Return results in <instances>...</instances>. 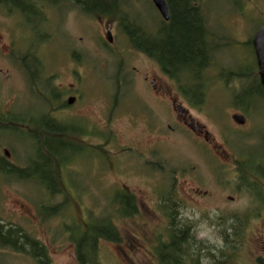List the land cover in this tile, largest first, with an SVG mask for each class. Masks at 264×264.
<instances>
[{
    "label": "rangeland",
    "instance_id": "obj_1",
    "mask_svg": "<svg viewBox=\"0 0 264 264\" xmlns=\"http://www.w3.org/2000/svg\"><path fill=\"white\" fill-rule=\"evenodd\" d=\"M30 1L41 12L38 17H23L0 5V122L37 126L44 115L66 121L63 125L73 128L67 129L69 140L79 144L83 155L69 145L62 164L52 161L60 170V176L54 174L55 195L36 179H0V223L19 227L38 240L46 247L50 264H81L72 232L90 234L94 223L108 220L116 226L120 242L101 241L91 264H159L157 249L169 240V222L160 204L174 198L181 221L193 226L198 241L222 249L224 234L229 240L239 236L241 245L230 264H263L264 206L230 183L234 166L224 154H242L264 165V98L256 91L243 95L247 81L230 78L242 70L240 59L246 55L245 65L256 69L245 41H251L264 23V0L200 3L210 29L222 31L216 38L221 43L215 49L218 60L211 67L217 72L207 70L203 78L181 84L205 85L201 105H183L210 133L207 143L190 130L178 129L171 108L155 99L149 81L163 74L155 62L133 50L118 20L90 17L70 4L55 7ZM129 5L133 11L126 15L138 24L160 21L152 0ZM76 96L80 98L74 106L55 111ZM243 101L255 112L247 129L239 128L227 114ZM250 128V139L239 131ZM33 147L24 134L0 131V157L13 165L27 167ZM62 186L66 191L57 193ZM121 193L133 196L135 216L118 214L114 202ZM55 205L62 206L58 215L41 212L44 206ZM246 215L249 221L243 222ZM233 216L237 222L227 223ZM0 264L38 263L0 249Z\"/></svg>",
    "mask_w": 264,
    "mask_h": 264
},
{
    "label": "trees",
    "instance_id": "obj_2",
    "mask_svg": "<svg viewBox=\"0 0 264 264\" xmlns=\"http://www.w3.org/2000/svg\"><path fill=\"white\" fill-rule=\"evenodd\" d=\"M42 1L55 7L62 4H70L82 14L90 17L118 20L133 50L147 54L158 64L166 76L180 79L181 82L186 81L190 84L201 78L203 69L209 62L207 55L209 48L205 47L204 44L202 45L201 38V26L207 24L200 5L202 0H166L172 13V19L167 25L169 28L161 29L162 34L157 41H153L149 32L138 30L137 26L139 24L136 18L132 19L131 14L129 16L126 15L127 10L133 11V9L129 8V3L135 0ZM0 5L10 11L20 13L23 17L30 15L38 17L41 13L30 0H0ZM30 58L33 60L31 61L32 63H36L35 67H41L37 60L34 59V56H30ZM27 65L26 62H23V67L26 70L28 68ZM208 66L206 67L208 68ZM27 73L29 74V72ZM255 74L256 69L254 79H252L257 86L259 78ZM47 86L48 83L45 84L44 89H47ZM194 86L192 85V87ZM258 86L260 87V85ZM54 94L53 98L55 97ZM190 99L192 102L194 101L193 105L198 106L202 104L204 97L203 95H191ZM38 120L37 126H27L20 121H13L12 124L8 123L9 125H5V122H0V131L24 134L33 141L34 145L33 157L28 158L29 163L25 168L13 165L7 159L0 157V179L5 177H16L23 180L36 179L35 182L37 184L46 185L52 191V195H55L53 190L54 174L57 173L60 176V170H57L52 161L55 160L57 163L58 160L62 164L66 159L65 152L71 148L74 149L73 152L77 150V152L75 151L76 154L80 153L83 155V152H79V144L75 145V142L71 143V140H69L67 129L73 131L72 127L69 126L70 128H68L65 125L55 126L45 123L44 121H48V118L44 117ZM73 135L75 137L78 136L74 132ZM69 145H71V148L68 147ZM59 191L64 192L66 190L62 186L57 189V193ZM65 195L67 196L66 192ZM115 198L114 205L118 206V214L120 216L132 217L137 214L136 202L133 196L121 193ZM160 205V211L169 222V240L167 243L161 244L159 241L160 247L157 249L159 264H204V261L211 262V264L231 263L241 245L239 236L235 240H229V236L224 234L222 238L224 248L222 249L203 244L194 235L193 226L181 221L180 205L174 198L164 199V201L162 199V204ZM61 207H56V205L53 207L44 206L41 212L46 216H56L59 214ZM71 236L76 244L77 259L81 264L95 262L94 258L97 255L101 241L120 242L119 233L114 223L103 219L93 224L90 234L75 230ZM0 249L28 256L38 264H50L46 247L29 234H26L21 228L12 226V224L0 223ZM262 263L264 264V262Z\"/></svg>",
    "mask_w": 264,
    "mask_h": 264
},
{
    "label": "flooded vegetation",
    "instance_id": "obj_3",
    "mask_svg": "<svg viewBox=\"0 0 264 264\" xmlns=\"http://www.w3.org/2000/svg\"><path fill=\"white\" fill-rule=\"evenodd\" d=\"M152 4H153V2H152ZM196 5H198V4H196ZM154 8H155V6H154ZM168 9H169V14H170V20L169 21H165L162 18V16L159 14L157 9L155 8V11L158 12V14L160 16L161 22L159 21V19H157L158 21L156 20V22L153 23V25H151V26H148V25L145 26V25L139 24L137 26L138 30L141 32L142 31L149 32L150 35L152 36L153 41H155V40L157 41L159 36L162 34L161 29L162 28H165V29L169 28V26H167V25H169V23L172 19V13L170 11L169 6H168ZM204 17H205V23H207L206 16L204 15ZM158 22H160V24H158ZM210 28L211 27H210L209 23L201 26L202 45L204 44L205 47L209 48V52L207 53L208 61H209L207 65H209V66H208V68L206 67L207 65L204 67L203 74L201 75V78H203V75L205 73H207L206 72L207 70H211V73H213L212 70H214V68L212 69L211 67H213V65L215 63H217V60H218V56H216L215 49L218 45H219V47L221 45V43H219L216 40V38L218 36H221L220 34H222L221 29L216 28V30H212ZM110 36H111L112 41H113L114 36H113L112 32L109 31L108 32L109 42H110ZM254 37L251 39V41H249V40L245 41V45L251 46L252 57H253V60H255V66H256V74L255 75H257L259 78L258 85H260L261 88L258 85L256 86V84H254L253 82H250V79L254 78L255 72H253L252 70L255 71V68H251L250 66L245 65L247 60H248L246 54H245L246 58L243 57L242 59H240V61L243 64V66L241 68L242 70L230 78L233 80H238V81H247V83L249 85L244 89L243 95H250L256 91V93H259L261 95V97L264 98V88L261 85L258 66H257V59H256L254 46H253ZM153 41H152V43H153ZM230 44H231V42H227L226 46L230 47ZM136 52L140 56H143L144 58H147V59L155 62L147 54H145L143 52H139V51H136ZM156 65L158 66L157 63H156ZM158 68H159V71L163 74V76L162 77L156 76V78L154 80L149 81V83L151 85L150 91L155 96V99L160 100L162 102H165L171 108V110L174 113V121L179 126V127H177L178 129H180L181 131L190 130V132L194 134L193 136L196 135L199 139H204V141L207 143L210 140V138H209L210 133L208 131H206L205 126L196 123L191 118L189 111L186 110L185 106L183 105V103H185V104L187 103V104H191L193 106V108L198 107V106L193 105V103L190 99V96L191 95H198V96L203 95V97L205 99L206 94H207L206 90L204 89L205 85L202 86L201 83H197V84H195L194 87L185 88L181 84L182 82L180 79L171 78L169 76H166L163 73V71L160 69L159 66H158ZM214 71L216 74L217 70H214ZM145 80H148V78H145ZM242 88L243 87H241L240 89H242ZM51 94L53 96V93H51ZM58 97H60V96H58ZM79 98H80V96L70 97L67 100V102L59 105L58 110H55V111L66 110L70 106H74L79 101ZM70 100H74V103L72 105L69 104ZM57 102L55 103V105L57 104ZM244 102L245 101H243L242 104L235 105L233 108V112H231V113H229L230 111L227 112L228 117L231 120V122L233 121L235 124H237V126L239 128L246 127L250 121L252 122V120H251L252 116L253 117L255 116V112L253 111V109H254L253 106H251L248 102H245V103ZM48 104L50 107V103H48ZM231 109H232V107H231ZM225 112H226V110H225ZM43 117L48 118V121H44L45 123L55 125V126H62L63 123L66 122V121L62 122L61 120L59 121L55 117H52V118L49 116L47 117V115H44ZM214 120L216 121V119H214ZM240 121L242 123H240ZM68 124L70 125V123H68ZM247 128L248 127L244 128V129H247ZM169 129L172 132L177 131L176 128L174 129L171 126L169 127ZM244 129L239 130V131L242 132L243 134L249 135L248 139H250V134L252 133L253 129L250 128L251 131H248V132ZM242 136L246 139V137L244 135H242ZM261 140L264 142V138H262ZM218 150H220V148H218ZM239 152L243 153L240 150H239ZM220 153H219V155H221L220 158L224 157V155L226 157L227 156L230 157V161L234 166V169H233L234 180L230 181V183L235 187V189L237 191H239V192L246 191V192L250 193V195L255 200V203H257V204L261 203L264 206V165L261 162V160L251 158V157L250 158L245 157L242 154H241L242 155L241 156L240 154L235 153V152H234L235 154H224L223 156ZM222 173L224 174V172H222ZM257 218L259 219V216ZM229 219H231V220L228 221L227 223H235V222H237L236 220L238 219V217L233 216V217H229L228 220ZM248 219H249V216L246 215L244 220H242V221L247 222Z\"/></svg>",
    "mask_w": 264,
    "mask_h": 264
},
{
    "label": "water",
    "instance_id": "obj_4",
    "mask_svg": "<svg viewBox=\"0 0 264 264\" xmlns=\"http://www.w3.org/2000/svg\"><path fill=\"white\" fill-rule=\"evenodd\" d=\"M153 5L162 16L165 21L170 20V14L168 5L165 0H152ZM111 35V34H110ZM112 38L110 36V42ZM254 51L257 59V66L260 76L261 85L264 88V23L262 24L261 28L256 33L254 40H253ZM74 100H70L69 104L72 105ZM240 123H242L240 121ZM6 156L9 157L10 154L6 151Z\"/></svg>",
    "mask_w": 264,
    "mask_h": 264
}]
</instances>
